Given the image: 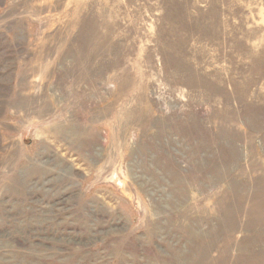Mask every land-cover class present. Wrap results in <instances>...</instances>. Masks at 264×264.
I'll use <instances>...</instances> for the list:
<instances>
[{"label": "rangeland", "instance_id": "374dc122", "mask_svg": "<svg viewBox=\"0 0 264 264\" xmlns=\"http://www.w3.org/2000/svg\"><path fill=\"white\" fill-rule=\"evenodd\" d=\"M0 264H264V0H0Z\"/></svg>", "mask_w": 264, "mask_h": 264}]
</instances>
